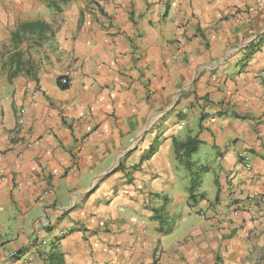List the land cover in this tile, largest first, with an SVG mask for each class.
Wrapping results in <instances>:
<instances>
[{
  "label": "crops",
  "instance_id": "crops-1",
  "mask_svg": "<svg viewBox=\"0 0 264 264\" xmlns=\"http://www.w3.org/2000/svg\"><path fill=\"white\" fill-rule=\"evenodd\" d=\"M261 37L264 0H0V264H264Z\"/></svg>",
  "mask_w": 264,
  "mask_h": 264
},
{
  "label": "trees",
  "instance_id": "trees-1",
  "mask_svg": "<svg viewBox=\"0 0 264 264\" xmlns=\"http://www.w3.org/2000/svg\"><path fill=\"white\" fill-rule=\"evenodd\" d=\"M50 33V28L48 25H46L42 21H32V22H24L20 23L15 31L11 33V43L14 46H17L23 38H25V35H37V40L39 42H42L45 38V34ZM262 40H264V37H261L259 41L250 44L247 47V53L244 57V60L248 59L260 46L262 43ZM12 60L15 61L17 64L15 71L17 72L19 70L20 64H21V55L17 52H15L12 56ZM27 66V65H24ZM16 72H13V74L9 77V80L15 77ZM63 90L66 89V87H62ZM199 143L196 139L188 138L184 142H177L173 141V148L175 150V153L177 154V157L184 162L185 159L189 158L192 154H194L197 150ZM155 149L149 152L148 157L154 153ZM184 166L188 169L189 165L184 164ZM121 169V167H118ZM52 255V254H51ZM51 257V260L58 261L59 256L57 253H54Z\"/></svg>",
  "mask_w": 264,
  "mask_h": 264
},
{
  "label": "built area",
  "instance_id": "built-area-1",
  "mask_svg": "<svg viewBox=\"0 0 264 264\" xmlns=\"http://www.w3.org/2000/svg\"><path fill=\"white\" fill-rule=\"evenodd\" d=\"M255 3L257 5H262L263 4V0H255ZM117 8L118 7H115V9H117ZM88 10L91 13H94L97 10V7H96L95 4H90L88 6ZM242 14H244V12H236V13H234L235 16H237V15L241 16ZM85 61L86 60H83L82 63H84ZM58 82H59V85L61 87H67L70 84L68 76L61 77ZM24 113H25L24 109L20 108L19 111H18V119H17V123H18L19 126H22V123H23L22 119H23ZM240 158H241V161H242L243 165L245 166V168L249 169V159H248V157L240 156Z\"/></svg>",
  "mask_w": 264,
  "mask_h": 264
}]
</instances>
